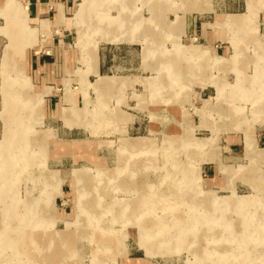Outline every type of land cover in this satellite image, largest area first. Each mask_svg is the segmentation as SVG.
Here are the masks:
<instances>
[{"label": "rangeland", "instance_id": "1", "mask_svg": "<svg viewBox=\"0 0 264 264\" xmlns=\"http://www.w3.org/2000/svg\"><path fill=\"white\" fill-rule=\"evenodd\" d=\"M78 1L62 47L79 66L46 82L62 117L31 68L51 50L48 20L33 26L25 0L0 4V153L14 170L0 179L2 264H264V0H116L110 13L138 16L94 22ZM99 46L105 73L131 77L87 76ZM204 194L235 203L211 208ZM140 202L146 232L131 221Z\"/></svg>", "mask_w": 264, "mask_h": 264}, {"label": "crops", "instance_id": "2", "mask_svg": "<svg viewBox=\"0 0 264 264\" xmlns=\"http://www.w3.org/2000/svg\"><path fill=\"white\" fill-rule=\"evenodd\" d=\"M3 1L4 0H0V4ZM83 1H85L83 17H84V20L87 22L89 21L90 18H91L90 21L94 22L96 20L95 17L97 16L98 13H107L110 16L119 15L121 13L127 14V15L135 14V13L133 14L132 13L133 11L131 12V10H130V13H125L126 8L124 6H123L124 7L123 9L122 8L121 10L119 9L118 14L110 13L109 10L111 7L109 4H111L113 1H116V0H95V1L92 0L93 3L88 2V0H80V2H83ZM117 1L124 3L123 0H117ZM149 1L150 0H143V3L151 9L153 5L149 3ZM80 2L78 1L77 4ZM25 3L27 5L30 23L31 22L36 23L34 25L32 24L33 26H38L41 23L42 19L48 20L49 22V26L46 32L39 33V34H43L46 36V37L41 38V40L43 44L48 45L51 50L46 53L35 51L34 55L32 56L31 68H32V74H34V76H36L37 78H40L42 82L41 84L42 87L38 89L37 91H43L48 85L53 87L52 92L44 96L45 111L52 113L54 110L58 108V106H60V116L62 117L63 116L62 109L64 105H61L62 103L61 98L56 94L55 86H53L52 84H46V82H55L58 79L62 80V78L65 75H67L69 71L71 70L75 71L76 68H78L79 66V65L78 66L76 65V63L80 61V57H81L78 51L71 50L67 48L66 46L62 47L63 46L62 44L66 43L64 37L67 35L64 32V29L65 27H68V25H71L74 23L73 15L75 14L74 12L77 7L75 6L76 0H25ZM154 7H157V6L154 5ZM73 8H74L73 13L68 15V13H70ZM137 9H141V7ZM137 9L136 10L134 9L135 10L134 12L139 13V10L137 11ZM151 13H152V10H151ZM137 16L134 15V18ZM143 17L146 18L150 16H143ZM184 21H185V17H184ZM185 26H186V22H185ZM185 26H184V31L186 28ZM60 29L62 30L60 31ZM123 42H126V41H123ZM126 43H139V42H126ZM142 50H143V45H142ZM28 54H29V50L27 51V54H26L27 55L26 68H27L28 74H30L29 68H28ZM111 59L112 57H109L107 55V52L104 51L103 47L99 46L98 59L96 61V70L98 71V74L90 73V74H87V76L95 75V79H96V77L100 74L101 75H118L115 73H105L104 72L106 71V68L108 67L110 68V66H114V63L110 62ZM153 60L158 62L157 61L158 59L156 58H153ZM107 63L109 66L107 65ZM142 63H143V66H145L143 56H142ZM135 75H139V74H135ZM118 76L131 77L128 75H118ZM140 76H143V75H140ZM128 86L131 87L130 84L119 85L118 86L119 91L120 92H122L123 90L125 91ZM114 89L105 91V93L115 91ZM64 100H65V96H64ZM78 107L82 108L84 107V104L82 103V105H79ZM121 109L125 110L123 108ZM233 142L235 143L234 139H233ZM257 143L258 145L260 143H263L262 146H264V135H261L258 137Z\"/></svg>", "mask_w": 264, "mask_h": 264}, {"label": "bare ground", "instance_id": "3", "mask_svg": "<svg viewBox=\"0 0 264 264\" xmlns=\"http://www.w3.org/2000/svg\"><path fill=\"white\" fill-rule=\"evenodd\" d=\"M3 7V10H11V11H18V9H20V6H22L21 4H20V2H19V0H6V2L2 5ZM10 11V12H11ZM13 13V12H12ZM107 20V19H106ZM21 42V41H20ZM13 44H14V42H13ZM170 84H172V82L170 83ZM77 111V110H76ZM80 111V110H79ZM21 134H26V132L24 131V130H22V132H20ZM201 144H204V142H201V143H199V145H201ZM9 155V153H6V154H4V153H0V159H1V161H2V164H0L1 165V167L2 168H0V179L1 180H6V181H8V180H13V178H11V177H13V176H11L10 178H8V177H2V174H3V172H12V171H14L13 169H11L10 170V168L12 167V163H11V161H10V159L8 160L7 158V156ZM224 170L228 173V175L231 177V178H236V177H240V176H242L243 174H245L246 173V171H248L247 170V168L246 167H244V166H241V167H238V168H235V167H229V168H224ZM16 173V172H15ZM14 178H15V175H14ZM79 181H80V184H82L83 182H85V177H83V176H80L79 177ZM90 181H88V183H89ZM85 184L84 183V185L83 186H81L82 188H85V187H87L88 189H89V192L91 191H93L94 189H96V186L95 185H92V184ZM4 185V184H3ZM1 186V185H0ZM201 193H197V195L196 196H194V198H196V199H198V200H200L201 199ZM204 197H205V199H206V201H210V205H211V208H215V209H219V210H223V209H227L229 206H231L233 203H235V201L234 200H231V197L229 198V197H225V199H219L218 197H216V196H214V195H210V194H204ZM225 202V203H224ZM81 204V206H84L85 204L83 203V202H81L80 203ZM84 204V205H83ZM145 205V202L143 203V202H140V204L138 205V207L136 208L137 210L136 211H138L134 216H132V219H131V221H135V222H137V224H138V228H139V231L140 232H146V231H148L149 230V228H148V226H147V224H146V222L144 221V220H142V219H140L144 214H146V211H149L148 209L150 208H148L147 207V205L146 206H144ZM225 207V208H224ZM223 208V209H222ZM174 210H176L175 208H173ZM135 211V210H134ZM240 212L242 213V214H247V211H246V209L245 208H243L242 210L240 209ZM148 213V212H147ZM88 214H90L91 216H94L95 214H96V211H94V210H89L88 211ZM92 230V229H91ZM63 232V231H62ZM69 243V242H68ZM57 248V247H56ZM71 249L72 248H70L69 247V250H68V253L70 254L72 251H71ZM44 250H45V248H44ZM69 258H70V256H69ZM4 262H6L5 260H0V263L2 264V263H4ZM59 263V262H58Z\"/></svg>", "mask_w": 264, "mask_h": 264}]
</instances>
